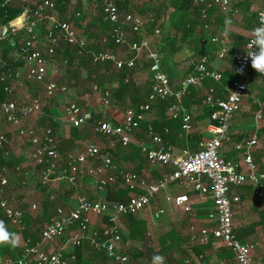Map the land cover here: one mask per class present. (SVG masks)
Returning <instances> with one entry per match:
<instances>
[{
    "label": "built area",
    "instance_id": "1",
    "mask_svg": "<svg viewBox=\"0 0 264 264\" xmlns=\"http://www.w3.org/2000/svg\"><path fill=\"white\" fill-rule=\"evenodd\" d=\"M104 21L110 23L115 42L126 45V52L101 50L91 54L93 65L112 62L117 69L135 70L142 62H147L150 71L151 87L147 99L137 106H129L125 110L123 119L115 123L109 119L93 120V113L85 109L69 96L70 87L54 79H48L49 57L57 53V47L62 42L86 48V39L74 28L69 19L64 18L57 9L56 0H6L5 3L19 2L23 6V13L13 23L0 29V43L14 42L18 39L19 47L10 53V58L20 63L17 68H11L9 58H5L0 49V83L8 96L0 102V157L8 159L11 155V140L8 133L11 127L19 129L18 135L27 139L31 144L29 157L38 172V181L43 188H50L55 181H64L65 188L76 189L78 173L82 168L92 163L93 179L100 191L109 185H117L126 180L131 186H137V191L126 201L95 200L87 195H80L73 208L57 206L54 219L42 231L41 240L33 245L25 244L19 260L26 264L30 258L35 264H76L75 248L81 246L87 239L88 230L93 225L92 216L108 217V223L101 225L99 232H95L92 240L97 251H103L112 264H128L129 250L136 245L131 239H126L118 224L120 216L137 215L151 206L158 196L167 193L170 185L182 181L185 187L210 198L213 208L208 217L213 226H203L196 238L199 243L219 240L232 253L235 264H264L253 258L251 248L243 242L235 230L234 204L240 201L239 195L233 194V189L241 186H251L254 196L264 199V170H261L253 157V150L258 144V136L254 135L241 146L238 159H228L221 154L225 142L232 136V123L240 111L246 95L247 81L251 73V63L244 59V51L238 55L235 66V76L223 80L221 72L208 65V58L203 56L194 66V72L188 75L181 85L174 89L169 75L162 65V54L154 47L151 36L147 34L149 24L155 23L157 18L153 12L141 15L132 7L123 9L116 0H97ZM233 1L239 0H194V6L200 12L201 25L210 30L219 15L229 11ZM4 3V4H5ZM264 13V0L257 15V26L260 16ZM163 17L156 22L151 31L152 36L158 37L162 33ZM128 28V29H127ZM129 31L141 35L139 40H131ZM44 33V47L43 43ZM253 31L245 44L251 47ZM218 42L217 36H203L202 41ZM226 49L222 48L218 55L224 58ZM212 78L216 82H224L225 96L209 98L212 125L211 137L198 151L184 149L177 153L163 135L154 132L153 125H149L152 134V144L140 142L138 146L146 156L149 164H163L170 168L169 173L155 180L146 175H137L132 170H120L113 163V155L103 151L96 143L88 144L83 150L70 152L66 156L61 152L54 136L52 127L42 130L35 129L27 123L31 117L45 118L47 113L38 97H30L27 102L11 99L13 89L11 80H26L35 86H41L47 97H62L63 118L71 126H92L95 134L116 141L124 146L137 144L135 132L140 129L147 114L155 103L174 96L175 103L170 107V116L182 117V129L191 132L193 129L192 116L183 107V99L190 86H199L206 79ZM127 80V79H126ZM98 101L101 106H111V92L105 89L99 93ZM257 106L254 118L257 122H264V98L255 101ZM96 162V163H95ZM99 163V164H98ZM17 171L23 172L20 166ZM30 177L29 171L24 172ZM10 174L5 166L0 169V214L6 217L12 226L25 228V211L16 206L7 194L10 189ZM164 200L177 210L190 212L193 210L191 196L188 193L166 194ZM58 192H50V199L56 200ZM36 208V205H33ZM164 207L155 211V219L165 214ZM1 228V227H0ZM70 236L62 245L58 240L66 233ZM70 253V261L67 260ZM75 262V263H73ZM0 264H4L0 261ZM142 264H151L144 261ZM169 264V263H164ZM170 264H212L203 259L187 257L181 262ZM218 264V263H217ZM221 264V263H219Z\"/></svg>",
    "mask_w": 264,
    "mask_h": 264
},
{
    "label": "crops",
    "instance_id": "2",
    "mask_svg": "<svg viewBox=\"0 0 264 264\" xmlns=\"http://www.w3.org/2000/svg\"><path fill=\"white\" fill-rule=\"evenodd\" d=\"M262 1L263 0L233 1L229 11L225 14L219 15L217 17L216 23L210 30H205L201 25L202 23L200 21V18L196 17L193 12L190 11L189 13L191 15L190 19L193 22L191 23L192 27L190 28L189 25H186V22H181L180 14L171 12V0H163L164 6L162 12V23L170 28L166 30H171L172 41H166L161 44L159 43L158 46L160 45L159 50L162 53L163 57L165 56L164 70L170 77L172 87L174 89H177L181 85V82L188 75L194 72L195 64L203 56H206L208 58V65L210 68L221 72V74L223 75V80L233 78L235 76L237 57L244 51L245 44L249 38V35L257 25V15L262 5ZM18 19L19 17H15L7 24L9 25L10 23H13ZM204 35L207 37L217 36L219 38V41L212 42L211 40H208L206 42H203L202 39ZM154 46L155 48H157V45L155 43ZM222 48L226 49L224 58H220L218 55L219 51ZM141 73L142 70L136 69V71L134 72V78L137 79L141 75ZM148 76V86L150 90V71L148 73ZM14 81L16 80H11V82ZM113 84L114 87L117 86V83L115 81H113ZM69 96L71 99H77V93L74 86L70 87ZM216 96H225L224 82H216L212 78H208L201 85L193 86L188 90L183 99V107L192 116L193 129L191 132H185L181 128L183 134L180 133V135H178L175 143L171 144L168 141L177 153L181 152L184 149L198 151L202 148V145L211 137V104L208 100L209 98L212 99ZM263 98L264 74H260L255 69L251 68V73L247 81L244 102L232 123L231 140L229 142H225L221 148V154L224 157L228 159L240 158L242 144L256 135L254 134L251 136V133L249 134V132L254 131V128H252L254 125L251 123V120L252 117H254L257 109L255 101L257 99ZM59 100L61 101V108H59L58 110L59 115L54 116L56 125L55 133L58 140L65 139L69 142L68 147L65 145L63 147L62 143L59 142V147L61 148L60 150H62L61 152L64 156H66L68 153L72 152L73 149L75 150L77 142L79 141V139H82V127H74L66 123L62 113V101L64 99L62 97H59ZM175 102L176 101L174 99V102H172V104L169 106L171 107ZM251 106L255 109H252ZM170 107H168L165 103L163 104L160 102L153 105L152 110L147 114L145 121L142 122L140 129L135 132V142L137 143L135 144L136 146H138V143L140 142H147L148 144H152V137L148 131L149 125L151 124L154 127L155 124H158L162 121L163 117H172L169 113ZM89 111H91L93 114H96V112H93L92 110ZM102 113L104 114V117H101L100 119L112 120V117L109 116L108 111ZM102 113L97 114L101 116ZM27 123L32 125L29 122ZM249 125L252 127H250ZM76 129H78L77 132H75ZM18 132L19 129L12 126L11 131L8 133V137L11 140V147L13 140H21ZM168 133L169 128L166 127L164 129V134ZM159 134L162 135V133ZM111 142L113 143V149L110 148L107 149V151L111 155H115L116 157L121 155V159L125 161L128 166L137 170V172H141V175L145 173L144 175L155 180H158L165 175V173H161V171L158 174H155L152 170L153 165L149 164L147 158H145V155L143 157L144 161L141 162V156H135L136 154L130 153L126 148H124L126 151L119 154L117 146L114 144V142L116 141L111 140ZM22 143H24V141H22ZM261 152L257 153L260 155ZM262 159L264 161V156H262ZM93 168V164L84 166L82 168V172L78 173V183L80 181V195L90 194L93 199H97L96 197H94L95 195H93L94 188H97L93 179ZM150 171H152L154 176L152 175V173H150ZM36 184L37 185H34V188L42 187L39 181H37ZM43 189L48 191V195H50V192L54 191H57L59 194L61 193L62 197L60 198V203L63 204L66 208H73L77 203V201L72 200V193L75 192L77 188H65L64 181H55L50 186V188ZM67 190L72 192H65ZM126 190L128 191V193L134 194L137 191V186L136 184L133 186L130 185L126 188ZM165 193L166 192L160 194L151 206L147 207L139 214H137L147 221L148 227L151 230L150 235L152 237V244L154 246L158 244L160 236L167 233L173 227H177L178 229L182 228L185 234L191 235V242L200 245L198 247H192V243H189V245L187 243L186 245H184V251L182 250L180 255L177 256V260L182 261L187 257H191L194 259H203L206 262L212 264H235L233 253L219 240H211L210 242L204 244L199 243L196 240L200 228L204 226V221H200L198 220V218L200 216L208 215L212 210L213 205L211 199L202 197L199 193L185 187V184L182 181H176L170 185L167 193H188L189 196H191V202L193 205V210L190 211L192 212L190 213L192 217L191 219L185 221V215H182V217L179 219L167 218L165 220V218L163 217H165L166 215L169 216L170 212L173 211H178L182 214L189 213L177 210L171 204L166 203L164 200ZM233 194L239 195L240 197V201L234 204L235 230L241 240L250 246L253 258L264 262V199L254 196L253 188L247 185L234 188ZM98 199H100V197H98ZM162 207L166 209V212L164 214L165 216L163 215L162 218L155 219V211ZM101 220L102 218H98L93 215V226L100 223ZM69 236L70 233L68 232L61 237L60 241H65ZM134 247L140 248L141 243L136 242V245ZM132 248L129 252L133 250ZM93 253L95 252L83 248V250L81 251V258L85 264L91 261L90 259H92ZM68 254L70 253H67V255ZM14 257L15 256L5 254V260L4 258L0 257V261L5 264L17 261L16 264H20V258L15 259ZM68 259H70V255L68 256ZM144 261H146V259H144ZM26 264L35 263L34 260L30 258Z\"/></svg>",
    "mask_w": 264,
    "mask_h": 264
},
{
    "label": "rangeland",
    "instance_id": "3",
    "mask_svg": "<svg viewBox=\"0 0 264 264\" xmlns=\"http://www.w3.org/2000/svg\"><path fill=\"white\" fill-rule=\"evenodd\" d=\"M58 3V6L61 8L58 12L65 16L66 19H69L71 24L73 25V28L86 39V42L90 45H101L104 48H106V33L104 30H102L101 22L97 19L101 15V8L97 0H56ZM67 1V3H66ZM121 4H126L125 9H128L129 7H132V9L141 14V15H147L149 12H153L156 16V18L162 17L163 12V0H121ZM66 5V7L64 6ZM64 8V9H63ZM97 21V25L94 27H89L88 24L90 22H93L92 20ZM169 20V18H168ZM166 22V21H165ZM8 26V24H6ZM5 26V27H6ZM161 29L162 33L160 36L155 37L152 36L151 30L147 29V34L151 36V39L153 43L157 45L156 49H160L158 44L163 42H171L172 41V33L171 30L167 31L166 29H170L168 26H165L163 23H161ZM44 33L43 32V43L42 46L44 47ZM155 47V46H154ZM117 51L120 52H126L127 48L119 47ZM160 51V50H159ZM48 79H54L60 83L67 84L69 87L74 86L75 91L77 93V96L75 99L79 104H81L85 109L92 110L93 112L102 113V112H110V114L118 115L120 113H124L127 107L134 105L140 101H143L145 99V96L148 92V80H149V66L147 62L142 61L138 66L137 69L142 70L141 75L137 79H133L134 82V92L132 95H129L128 97L122 98L121 101L119 100L118 103H113L112 94L115 91L116 87H114V84L105 81L104 77L99 76L98 74L93 75V79H89V71L87 69L81 68L80 69V78H75L72 76V73L69 70V66L66 62L65 57L63 56L62 50L60 52H57L54 56L49 57V65H48ZM135 70H132V72H135ZM101 72V71H100ZM94 74V73H93ZM98 77V78H97ZM103 81V82H101ZM77 83V84H76ZM76 84V85H75ZM10 85L13 89V93L10 95L11 99H15L19 102H27L30 97H38L40 98L44 108H61L60 106V100L58 96L54 97H47L44 93V90L41 86H35L34 84L26 81V80H16L14 82H10ZM105 89L109 90L111 92V106L104 107L101 106L98 97L99 93L103 92ZM76 95V94H75ZM252 109H255L251 106ZM250 112V111H249ZM104 117V114L100 116ZM100 118H96L100 119ZM27 122L31 123L33 127L37 130H42L47 126V123L43 122L42 118L38 117H31L27 120ZM251 123L254 125L252 128H254V131L249 132V134L252 136L256 134L258 136V144L256 148L253 150L254 157H258L257 164L263 165L264 161L262 159V156H264V122H257L254 117H252ZM82 132V139H79L75 146V150L73 149L72 152L81 151L83 150L88 144L90 143H96L101 147L103 151H107V149L112 148L113 149V143L110 139L105 138L103 136L97 135L93 132L92 126L87 125L83 126L81 128ZM24 143L22 141L15 139L12 141V147H11V155L10 157L5 160V164L0 163V169L5 166L8 173L10 174V189L7 190L8 196L11 198V201L18 207H21L27 216V218H31V221L34 223V228L40 229L41 231L44 229V226L46 225V222L44 218L42 217L43 212V203L48 198V191L44 190L42 187H36L34 188V185H37L36 182L38 181V172L34 168V164L31 161L29 157V153L31 151V144L30 142L25 138L23 139ZM58 140V138H57ZM62 140V141H61ZM59 139L58 143H62V146L64 147L69 145V142L67 140ZM22 143V144H20ZM59 143V145H60ZM114 144L117 146L118 153L121 154L122 152L126 151L124 146H120L119 143L114 142ZM259 145V146H258ZM60 148V147H59ZM61 149V148H60ZM262 152H261V151ZM62 151V150H61ZM257 152H261L259 155ZM121 156V155H120ZM116 157L113 155V163L115 166L119 167L120 170H132L135 174L141 176V172H137L134 168L128 166L125 161L121 159V157ZM92 164V163H90ZM99 164V163H98ZM20 166L23 172L17 171L16 167ZM132 168V169H130ZM29 171L30 177H25L24 172ZM167 173L170 171V168L167 167L165 169ZM165 171H161V173H165ZM147 173V172H146ZM152 173V171H150ZM159 172H155V174H158ZM145 174V173H144ZM142 174V175H144ZM149 174V173H148ZM150 175V174H149ZM154 176V174L152 173ZM145 176V175H144ZM78 187L73 192V201H78V197L80 196V181L78 183ZM116 186V190L120 191L121 189H126L128 186H130V183L126 180H120ZM112 187V186H111ZM108 190L100 191L97 188H94V197H96V200L100 199H109L108 197ZM133 193H128L127 196L130 197ZM92 198L90 194H85ZM93 199V198H92ZM36 205V208H33V205ZM63 205L60 202H58V206ZM64 206V205H63ZM182 214L178 211L170 212L169 216H165V220L168 218H176L179 219L182 217ZM126 217L120 216L118 218V224L120 229H124V222ZM175 219V220H176ZM108 223L106 222L105 218H102L100 223L93 226L91 225L88 230V238L85 239L83 242V245L85 249L92 250L93 249V243L92 240L95 236V232H99V229L101 225ZM9 224V222L1 221L0 227L4 229L3 235H6L5 228ZM10 225V224H9ZM41 234V233H40ZM39 236L41 237V235ZM20 237H22V234L20 233ZM152 238V237H151ZM59 245H62L64 243L58 240L57 242ZM157 243V239H156ZM94 250V249H93ZM74 251V250H72ZM135 255V251L132 250L131 253ZM252 253V252H251ZM5 260V259H4ZM90 264H112L107 258H104L101 254H97V252L92 254V259H90ZM144 261L143 257H136L132 256L130 259V262L128 264H142ZM177 261V260H176Z\"/></svg>",
    "mask_w": 264,
    "mask_h": 264
},
{
    "label": "trees",
    "instance_id": "4",
    "mask_svg": "<svg viewBox=\"0 0 264 264\" xmlns=\"http://www.w3.org/2000/svg\"><path fill=\"white\" fill-rule=\"evenodd\" d=\"M116 1L121 6V8H123V9L125 8L126 4H121L122 3L121 0H116ZM5 2H6V0H0V26L1 27L6 25L13 18L20 17L24 11L22 4H20L19 2H12V3H8V4ZM66 3H67V1H66ZM64 6L66 7V5H64ZM170 7H171L170 8L171 12L180 14L181 22L182 21L186 22V25H189L190 28L192 27L191 23H193L190 19L191 18V15L189 14L190 11L193 12V14L196 17L200 18V12H199L198 8H196L194 6V0H171ZM57 9L61 10V8L58 6V3H57ZM63 17L66 18L65 16H63ZM97 19L101 22V26H102L101 29L104 30V32L106 33V42H105L106 48H104L103 46H101L99 44L90 46L87 43L86 48L82 49V48L78 47L77 45L62 42L60 45H58L57 52H60L62 50L63 56L65 57L66 62L69 66V70L72 73V76L75 77L76 79L80 78L79 77L80 69L84 68V69H87L89 71V74H90L89 79H93V77H94L93 75L99 73L98 77L99 76L104 77L105 81H109L111 83H113V81H115L117 83V87L112 94V98H113V103H118V101L119 100L121 101L122 98L128 97L129 95L133 94V92H134V88H133L134 87V82H133L134 72H130L128 69H124V68L123 69H117L112 62H106L104 64H99V65H93L92 64L91 54L93 52H99L101 50H106V49L111 50L113 52H118L117 49L119 47L127 48L126 45H120V44H117L115 42L114 35L111 31V25H110V23L103 20L102 15H100V17ZM158 20L159 19L157 18L156 22H158ZM92 21L93 22H90L88 24L89 27H93V26L95 27L97 25V21H95V19ZM156 22L149 24L147 29L152 31L156 25ZM129 36H130L131 40L132 39L133 40H139L141 38V35L135 34L131 31H129ZM18 47H19L18 39L15 40L14 42L5 41V42L0 43V49L2 50L3 55L5 56V58H9V59H11L10 53L13 50L17 49ZM164 58H165V56L163 57V55H162L163 68H164ZM19 65H20L19 62L14 61L12 59L10 60L11 68H17ZM101 82H103V81H101ZM150 87H151V85H150ZM192 87L193 86H190V88H192ZM149 91L150 90L148 88V92H147L145 99L143 101H140V102L134 104L133 106H137L141 103H144L147 99ZM7 97L8 96H6V94L4 93L3 86L0 83V102ZM172 102H174V96L171 98H168L166 101L165 100L160 101V103H163V104L165 103L168 107H170L169 105H171ZM44 109H45V112L47 113V117L43 118V122L47 123V126L52 127V129L54 131V136L56 138V133H55L56 125H55V121H54V116L59 115V112H58L56 107L53 109L46 107ZM212 110H213V108H210V116H211ZM124 113H120L118 115H113V114H110V112H109V116L112 117V120L115 123H119L122 121ZM96 118H100V115L99 114H93V120H95ZM182 124H183L182 117L174 118V117L165 116V117H163L162 121L158 124H155L153 128H154V132L162 133V135L165 137V139L167 141H169L171 144H173L177 140L178 135H180V133L183 134V131L181 130ZM166 127L169 128L168 134H164V129ZM77 131H78V129H76L75 132H77ZM149 133H150V131H149ZM150 135L152 137L151 133H150ZM56 141L58 143L57 138H56ZM58 145H59V143H58ZM121 145L122 144H120V146ZM122 146H124V145H122ZM124 147H126V149L129 150L130 153L136 154L135 156H141L140 157L141 162L144 161V158H143L144 154L142 153L140 147L136 146L135 144H129V145H126ZM253 157H254V155H253ZM5 160L6 159L0 157V163L1 164H5ZM254 160H255V162H257L258 157L255 156ZM166 168H167V166H165L163 164H156V165H153L152 170L155 173V172L165 171ZM259 168L261 170H264V164L260 165ZM165 172L167 173V171H165ZM106 190H108L109 199L117 200V201H126L129 198L127 196L128 191L126 189H124V190L121 189L120 191H118V190H116V186L109 185V186H107ZM65 192L70 193L72 191L67 190ZM61 195L62 194L60 193L56 200H51L49 195H48V198L43 203V212L41 215L44 218L46 225L54 219L55 213H56V208L58 206V202H60V198L62 197ZM190 213H192V212L186 213L187 215L185 214L184 221L191 219L192 216L190 215ZM125 217H126L125 222H124L125 228L121 230L122 235L126 239H131L134 242H140L141 243L140 248L134 247L132 249L135 251L136 257H143L144 259H146V261L150 262L151 264H152V257H153V255H156V254L162 255L164 257V263L170 264L173 262H181V261L177 260V256L180 255L182 250L184 251V245H186L187 243H188V245H189V243H192V247L193 246L198 247L200 245V244L197 245V244L191 242V235L185 234L183 232L182 228L178 229L177 227H173L167 233L160 236L158 244H156L154 246L152 244L151 235H150L151 230L148 227L147 221L144 218L140 217L139 215L129 214V215H126ZM2 220L9 222L6 217H4L3 215L0 214V222ZM105 220H106V222H108L107 216L105 217ZM198 220L204 221V226H213L214 225V223L209 220L208 215L200 216L198 218ZM9 224L5 228V233H7L9 238H11L12 235H15V237L17 239V244L15 246L7 245V244H0V257L5 259V254H8V255L15 256L14 258L18 259V258H21V256H22V253H23L24 248H25V246H24L25 244L33 245L37 241L41 240V237L39 236V234L41 233L40 235H42L43 230L41 231L40 229L37 230V228H34V223L31 221V218H27L26 214H25V228H23V229L18 228V227L12 226L11 224L9 225ZM105 224H107V223H105ZM45 226H44V228H45ZM20 233L22 234V237H20ZM137 246H138V244H137ZM83 248H85V247L82 243V245L75 248V250L73 252L76 255V264H85L81 258V251L83 250ZM93 249H92L93 252H97V254H101L104 258H107L106 254L103 251H97L94 247H93ZM129 254H130V257L135 256L133 254V252L132 253L129 252ZM69 255L70 254L65 255V257H67V260H69L68 259ZM11 259H13V258H11ZM107 260H108V258H107ZM16 262L7 263V264H16ZM69 262L71 263L70 260H69ZM90 262H88V263L90 264ZM73 263H75V262H73ZM88 263H86V264H88Z\"/></svg>",
    "mask_w": 264,
    "mask_h": 264
},
{
    "label": "clouds",
    "instance_id": "5",
    "mask_svg": "<svg viewBox=\"0 0 264 264\" xmlns=\"http://www.w3.org/2000/svg\"><path fill=\"white\" fill-rule=\"evenodd\" d=\"M251 47L244 48V59L250 61L251 67L258 73L264 74V13L260 16V25L253 29ZM4 229L0 228V244L15 246L17 239L15 235L9 238L3 235ZM152 264H164V257L156 254L152 257Z\"/></svg>",
    "mask_w": 264,
    "mask_h": 264
}]
</instances>
